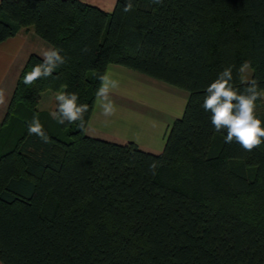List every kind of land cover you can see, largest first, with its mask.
I'll return each mask as SVG.
<instances>
[{"label":"trees","instance_id":"16d2710c","mask_svg":"<svg viewBox=\"0 0 264 264\" xmlns=\"http://www.w3.org/2000/svg\"><path fill=\"white\" fill-rule=\"evenodd\" d=\"M133 5L124 12L117 0L107 13L80 0H0V44L32 27L66 57L26 85L42 59L30 55L8 105L1 264H264V143L252 151L225 143L226 130L216 132L202 107L206 87L229 66L241 91L245 62L264 89V0ZM111 65L188 94L161 153L55 119L48 143L29 135L45 92L76 93L89 105L88 124L98 75Z\"/></svg>","mask_w":264,"mask_h":264},{"label":"clouds","instance_id":"9594fccd","mask_svg":"<svg viewBox=\"0 0 264 264\" xmlns=\"http://www.w3.org/2000/svg\"><path fill=\"white\" fill-rule=\"evenodd\" d=\"M162 0H153V3L160 4ZM115 5H113L114 7ZM133 0H125L124 12L133 9ZM62 49L50 46L41 52V61L35 64L31 71L25 73L23 83L31 85L35 81L52 76L53 72L66 63V57L62 55ZM85 54L89 51L87 46L82 50ZM249 63L245 62L242 69H247ZM100 86L96 92V98L102 115L111 117L115 115L117 106L111 94L119 87V81L111 74L103 73L98 75ZM6 90L0 88V105L6 103ZM55 110L50 115L61 125L77 124V126L88 131L86 113L89 111L87 103H79V96L76 93L61 91L56 97ZM264 100V89H260L258 82L253 79L247 82V86L240 90L233 81L232 67H226L218 73L217 77L206 87L202 107L206 112L211 113V123L216 132L226 130L225 143L233 141L240 144L246 151H252L264 143V127L257 115V101ZM29 135H36L42 142L48 143L43 125L38 116H34L28 124ZM157 163L150 165V171L155 174Z\"/></svg>","mask_w":264,"mask_h":264},{"label":"rangeland","instance_id":"374dc122","mask_svg":"<svg viewBox=\"0 0 264 264\" xmlns=\"http://www.w3.org/2000/svg\"><path fill=\"white\" fill-rule=\"evenodd\" d=\"M95 7H107L111 13L117 0H80ZM101 9V8H100ZM105 73L119 81V87L113 90L111 98L117 106L115 115L105 117L96 99L94 114L85 131L86 135L97 139L121 144L135 143L139 149L159 154L162 152L169 128L174 120L182 116L188 94L176 87L169 86L120 66H108ZM251 79V69H242L241 81ZM46 92L37 106L44 130L56 134L55 122L50 115L55 110L58 94ZM47 103H43L45 99ZM93 113V112H92ZM258 118H264V100L257 105ZM47 116V119L45 118ZM12 122V121H11ZM11 124H7L9 128ZM14 128V127H13ZM7 135L11 130L4 131Z\"/></svg>","mask_w":264,"mask_h":264},{"label":"crops","instance_id":"0c3cea01","mask_svg":"<svg viewBox=\"0 0 264 264\" xmlns=\"http://www.w3.org/2000/svg\"><path fill=\"white\" fill-rule=\"evenodd\" d=\"M99 8L105 11L107 9L105 6H100ZM48 47L50 46L47 43L36 36L32 27L21 29L13 38H9L0 44V88L5 89L7 94L6 103L0 105V155L11 144L10 135L4 133L8 129V122L4 120L19 74L30 55L35 54L41 57V52ZM42 95L38 105L44 99ZM47 102L48 99L46 98L43 103ZM94 110L95 106L89 121L94 114ZM45 118L47 119V116ZM124 143L122 142L121 144Z\"/></svg>","mask_w":264,"mask_h":264}]
</instances>
